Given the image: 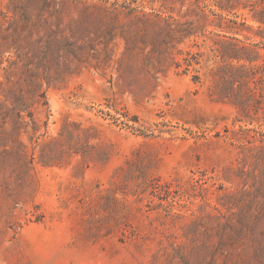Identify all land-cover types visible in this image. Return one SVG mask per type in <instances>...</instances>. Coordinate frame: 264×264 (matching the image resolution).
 Returning <instances> with one entry per match:
<instances>
[{"label": "rangeland", "instance_id": "374dc122", "mask_svg": "<svg viewBox=\"0 0 264 264\" xmlns=\"http://www.w3.org/2000/svg\"><path fill=\"white\" fill-rule=\"evenodd\" d=\"M20 1L0 0L3 29L37 21L36 6L12 12ZM183 1L49 4L67 41L35 125L5 126L0 264H264V79L248 81L242 110L217 100L210 73L220 44L264 56V32L205 2L187 54H151L160 7Z\"/></svg>", "mask_w": 264, "mask_h": 264}, {"label": "trees", "instance_id": "16d2710c", "mask_svg": "<svg viewBox=\"0 0 264 264\" xmlns=\"http://www.w3.org/2000/svg\"><path fill=\"white\" fill-rule=\"evenodd\" d=\"M51 2L53 0H25L23 3L20 1L19 5L13 7L12 12L15 15L22 13L28 16L26 6H36L37 21L28 24V20H25L21 25L13 24L7 29H3L0 25L1 150L5 148L3 143L6 137L12 136L5 128L7 125L9 127V122L13 126L14 133L16 132L13 135H20L21 128L25 130L24 127L28 124L35 125L33 109L47 105L45 91L42 88L53 83L50 71L59 61V42L67 41L65 37L63 40L57 39L58 32L53 29L48 19L43 18L44 12L50 13ZM205 2H209L215 8L213 12L246 10L250 19L258 24V30L264 32V0H247L246 3H239L240 0H189L188 3L183 1L180 6L184 9L176 13L172 9L160 7V12L155 17L163 22V26L158 28L164 35L160 37L161 41L160 39L151 41L150 53L171 58L172 62L174 52L177 55L187 54L184 51L185 47L187 48L186 41L198 36V28H201V21L206 16L203 6ZM60 4L64 3L60 2ZM174 14H177L176 17ZM260 38L264 40V37ZM196 47L199 49L202 46L197 43ZM225 48L220 44L218 50L220 65L210 70L214 80V93L218 101L228 102L245 110V100L242 98L244 88L248 81L264 79V56L253 47L246 45H238L232 50ZM6 53H14L15 56L12 57L13 62L5 67L3 56ZM71 53L78 58L74 51ZM188 54L191 56L190 53ZM183 63L187 68L192 66L188 60H183ZM242 149L249 151V148L242 147ZM250 149L252 151L254 148ZM256 149L259 153L263 151L264 155L263 147L258 146ZM263 155L260 153L259 158ZM246 159L245 157V162ZM243 162L241 160L242 164Z\"/></svg>", "mask_w": 264, "mask_h": 264}]
</instances>
